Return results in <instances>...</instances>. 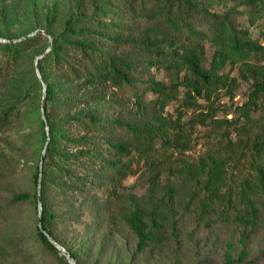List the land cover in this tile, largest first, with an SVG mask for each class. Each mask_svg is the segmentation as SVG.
Instances as JSON below:
<instances>
[{"label": "trees", "instance_id": "16d2710c", "mask_svg": "<svg viewBox=\"0 0 264 264\" xmlns=\"http://www.w3.org/2000/svg\"><path fill=\"white\" fill-rule=\"evenodd\" d=\"M98 1L102 4L94 3L89 17L79 13L74 17L69 15L56 30L51 19L39 32L22 39L19 38L24 34L0 35L6 39L0 40V135L11 136L10 144L17 148L25 144L37 148L31 174L33 192H11L3 208L9 204L31 203L37 218L36 237L43 251L58 256L62 264H69L46 232L65 248L74 264H82L76 251L61 236L65 225L83 224L78 217L79 209L86 205L99 219L111 206L115 184L129 174V167L122 165V155L136 149L137 144L152 150L159 140L164 149L160 155L170 151L166 159L158 163L152 157L149 160L148 155L144 157L155 168L154 178H158L159 168L168 164L176 179L194 186L195 195L202 194L200 217L210 211H224V206H232L234 200L245 209L233 218L245 226H255L258 208L254 196L264 194V159L253 166L251 174L239 179L233 191L225 157L208 153L195 162H188L171 161V156L174 152L190 150L194 126L204 124L212 116L217 109L215 104L222 97L233 99L241 81L248 83L249 90L246 101L235 107L238 115L233 120L210 122L215 126L221 123L231 126L229 135L241 128L248 134L252 113L264 107V36L261 41L252 38L237 16L244 15L248 22H253L264 15V0H232L245 8L238 14L235 6L222 13L211 11L206 3L209 0H154L152 9L146 8L147 0H123L133 15L138 13L148 20L160 18V25L156 26L155 22L145 20L149 26L153 25L151 29L124 42L136 46L145 68L155 65L169 75L168 82L148 78L142 83L141 93L133 94L136 109L150 113L140 125L123 122L115 109V114L105 111L117 105L116 99L109 100L107 87L121 90L125 84L133 83L130 71L137 64L138 56L131 54L122 58V54L104 49L102 40L107 39L106 30L120 24L117 10H122V0ZM135 3L139 5L134 6ZM106 16L112 18L110 25L104 19ZM35 30L36 27L29 32ZM182 35L180 41L178 37ZM114 40L122 45V40ZM205 40L214 46L209 58ZM39 54L42 56L37 58ZM227 65L230 68L226 70ZM235 66L237 74L234 75ZM145 92L152 93L153 97L145 100ZM170 103H176L175 118L163 115ZM199 108H209L210 112L184 118L188 109L194 112ZM240 120H243L241 124ZM122 126L132 134V141L122 140L119 134ZM256 137L253 144L256 153H260L264 148V123ZM10 174L7 168H0V179ZM39 179L40 222L44 231L38 226ZM107 184L113 192H107L103 198L97 192ZM167 192L171 197L175 191L170 186ZM126 208L125 221L136 237L132 254L135 256L155 242L163 222L156 207L145 210L139 203L130 202ZM245 237V234L241 236L242 248L235 255L233 246L227 245L224 264H254L253 260H245ZM5 252V246L0 244V257Z\"/></svg>", "mask_w": 264, "mask_h": 264}, {"label": "rangeland", "instance_id": "374dc122", "mask_svg": "<svg viewBox=\"0 0 264 264\" xmlns=\"http://www.w3.org/2000/svg\"><path fill=\"white\" fill-rule=\"evenodd\" d=\"M206 2V0H205ZM102 4L98 0H0V35L8 33L10 36L18 34H29V30L36 27L42 29L51 19L56 30L61 22L69 15L76 13L89 17L92 14L93 4ZM209 10L222 13L228 7L235 6V13L244 10V6H238L232 0H214L206 2ZM154 0L146 1V8L152 9ZM135 3L134 6H138ZM147 11V10H146ZM120 24L116 28L107 27L103 39L104 49L114 54H122L126 58L136 54L137 64L130 71L131 84H125L121 90L115 87H107L108 98L116 99V107L106 108L107 114H115L122 118L123 122L140 125L150 113L140 111L133 104V94L141 93L143 81L148 78L169 81L168 73L155 65L145 68V64L137 54L136 46L125 43L129 38H138L140 33L151 29L153 25L146 22H155L160 25V18L154 20L145 19L144 16L132 14L123 5L122 10H117ZM118 18V19H119ZM110 25L112 18L104 17ZM243 29L247 30L252 38L261 41L264 36V15L248 22L246 16L239 17ZM146 20V21H145ZM149 26V27H148ZM148 27V28H147ZM28 32V33H27ZM45 33V32H44ZM155 35V34H154ZM122 40V45L116 42ZM181 41L183 35L178 37ZM1 41L6 39L0 36ZM14 41L16 39H13ZM206 56L209 58L214 46L208 40L204 41ZM41 49V46L37 47ZM47 48L46 50H48ZM72 55L74 54L71 52ZM42 55H37L41 57ZM230 66H226V70ZM232 74H237L236 66ZM248 83L240 82L239 88L234 93V98L222 97L215 105L217 109L212 112L210 118L204 124H196L191 132L190 150L176 153L173 159H184L195 162L208 153H217L227 159L229 163V175L233 191L239 179L251 174L253 166L264 159V148L256 153L253 139H257L264 123V107L261 106L252 113V127L248 134L241 130H232L226 123L213 125L210 120H233L238 115L235 111L236 105H241L247 99ZM145 100L153 97L152 93L143 94ZM261 101V100H260ZM122 103V107H120ZM176 103H170L163 112L169 118H175ZM209 113V108H199L192 112H185L187 119L197 113ZM243 120L238 121L241 124ZM122 140L132 141V134L122 126ZM229 135V136H228ZM11 136L0 135V168H7L12 174L0 179V244L4 245L6 252L0 257V264H62L58 256L43 251L36 237L37 218L34 206L31 203L10 204L6 206L11 192L28 191L33 192L31 174L37 157V148L30 145L17 148L10 144ZM136 149H130L128 154L122 155V165L129 167V174L122 178L120 183L115 184L111 206L103 211L98 218L89 206L79 209V219L83 224L69 223L65 225L61 234L68 246L76 251L79 262L82 264H224V251L227 245L233 246V255L242 248L241 236L245 234V248L247 256L245 260H253L254 264H264V194L254 196L257 204L258 214L256 224L253 227L245 226L235 220L234 215L244 212V205L235 204L224 206L226 210L210 211L200 217L201 196L195 195V187L187 182L176 179L165 164L159 168L158 178H154L153 169L144 161L146 155L149 160L160 163L166 159L169 152L164 153L157 140L154 148L137 144ZM259 148V147H257ZM146 150L147 152H144ZM139 151L140 154H139ZM177 155V156H176ZM176 166H173V171ZM172 186L175 192L169 197L166 190ZM107 192L112 194V186L103 185L97 193L103 198ZM169 197V198H168ZM80 200V199H78ZM137 202L145 210L157 208L159 218L163 222L161 232L155 242L143 251L134 255L136 237L125 221L127 212L126 205ZM174 228V231H173ZM61 253V252H60ZM62 254V253H61ZM75 263V261L73 260Z\"/></svg>", "mask_w": 264, "mask_h": 264}, {"label": "water", "instance_id": "95a60500", "mask_svg": "<svg viewBox=\"0 0 264 264\" xmlns=\"http://www.w3.org/2000/svg\"><path fill=\"white\" fill-rule=\"evenodd\" d=\"M39 31H40V30H35V31H33L32 33H29V34H27V35H24V36L20 37L19 39L25 38V37H27V36H29V35H33V34L39 32ZM37 58H39V57H37ZM36 63H37V61H36ZM36 71H37L38 77L42 80L37 65H36ZM42 83H43V87L45 88V84H44L43 81H42ZM44 96H45V95L43 94L42 106H43V104H44ZM42 116L44 117V114H42ZM45 149H46V145H45V147H44V149H43V151H42L41 161H40V163H39L40 171H41V168H42V157H43V155H44V153H45ZM39 175H41V172L39 173ZM37 197H38V213H39V214H38V226H39V228H40L41 231H44L43 228H42V226H41V222H40L41 210H42L41 201H40V179H39V182H38V185H37ZM45 234H46V236L49 238V240H50L51 242H53V243L57 246V248L60 250V252L66 257V259L68 260V263H69V264H74L73 259H72V258L70 257V255L66 252L65 248H64L61 244H59L58 242H56V241H55L50 235H48L46 232H45Z\"/></svg>", "mask_w": 264, "mask_h": 264}]
</instances>
